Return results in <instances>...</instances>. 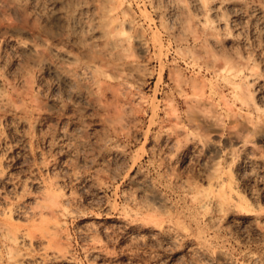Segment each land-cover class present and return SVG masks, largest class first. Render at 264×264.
Wrapping results in <instances>:
<instances>
[{"label": "rangeland", "instance_id": "rangeland-1", "mask_svg": "<svg viewBox=\"0 0 264 264\" xmlns=\"http://www.w3.org/2000/svg\"><path fill=\"white\" fill-rule=\"evenodd\" d=\"M0 264H264V0H0Z\"/></svg>", "mask_w": 264, "mask_h": 264}, {"label": "bare ground", "instance_id": "bare-ground-1", "mask_svg": "<svg viewBox=\"0 0 264 264\" xmlns=\"http://www.w3.org/2000/svg\"><path fill=\"white\" fill-rule=\"evenodd\" d=\"M17 238V237H16ZM15 239V238H14ZM18 239V238H17Z\"/></svg>", "mask_w": 264, "mask_h": 264}]
</instances>
